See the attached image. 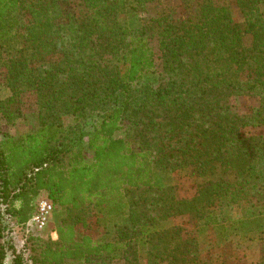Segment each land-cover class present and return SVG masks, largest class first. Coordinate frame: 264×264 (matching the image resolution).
Instances as JSON below:
<instances>
[{
    "label": "trees",
    "instance_id": "obj_1",
    "mask_svg": "<svg viewBox=\"0 0 264 264\" xmlns=\"http://www.w3.org/2000/svg\"><path fill=\"white\" fill-rule=\"evenodd\" d=\"M67 1L0 0V264H138L140 248L148 264H200L186 229L163 225L181 215L225 241L247 235L264 216V139L244 133L264 125V0H232L242 24L224 0H174L195 16L179 23L168 0H81L79 19L63 16ZM28 93L39 126L14 137ZM240 93L259 98L246 118L231 110ZM182 170L202 182L176 200L156 172ZM42 192L63 212L57 241L27 236L16 250ZM245 204L255 209L225 225V209ZM104 206L124 210L112 239L87 233Z\"/></svg>",
    "mask_w": 264,
    "mask_h": 264
},
{
    "label": "rangeland",
    "instance_id": "obj_2",
    "mask_svg": "<svg viewBox=\"0 0 264 264\" xmlns=\"http://www.w3.org/2000/svg\"><path fill=\"white\" fill-rule=\"evenodd\" d=\"M224 2L229 7L234 21L237 24H242L244 20L236 4H234L232 0H224ZM162 5V8H165L167 12L172 13L174 19L178 23L180 20H186L187 18L195 20L193 14L188 15L189 13L174 0L163 2ZM156 7H158V5H156ZM61 9L63 16L68 13H73L74 16L79 19L84 14L81 0H68L61 4ZM155 12H157V10ZM28 18L29 17L26 15L22 16L23 22ZM119 18L122 21L129 22L133 27H139L143 24V21L138 19V17L135 16L134 19H132L127 16L123 10L122 13H120ZM150 35L151 36L147 41L155 53H157L156 35L154 33ZM244 44L250 46L251 38L249 36H245ZM159 71H161V68L159 67V61H157L155 66L156 75H158ZM149 78L153 79L152 75L149 76ZM9 93V89L2 84L0 73V100L6 98ZM230 103L232 113L236 117L246 118L249 117L252 110L258 106L259 98L253 93H240L232 96L230 98ZM21 110V118L17 119L6 130L14 137H17V135L21 133L33 132L39 126L37 106L33 94L28 93L22 97ZM66 123L67 122H65V125ZM244 133L248 136L264 139V125L246 128L244 129ZM124 136L125 133L123 130L116 133V137L118 138H124ZM156 178L160 184L172 187V192L174 193L176 200L193 198L196 195L197 186L202 182V179L198 178L195 174H192L191 170L174 171L170 173L156 172ZM39 197H46L52 202V196L48 192L40 193L36 199ZM52 204L53 211L50 220L41 233L27 235L23 229H15L13 231L11 236L16 250H20L23 247V243L25 239H27V236L36 237L37 239L34 241L36 243L38 242V244L42 243V241H57L55 229L59 224L63 212L53 202ZM254 209L250 208V204L235 206L232 209H225V225L232 219L236 221L241 219L244 213H250ZM118 210V213H116L117 210H114V207L112 206H104L102 209L93 207V209H91V230H87V233L97 239L100 237L103 239H112L115 236V225L120 222L121 217L123 218L124 210ZM197 223L198 221L193 215H181L168 219L163 225L164 227L174 226L186 229V232L184 231L185 238L191 236L197 244V255L200 264H262L264 261L261 252L264 247V216L258 217L254 220L253 224L250 226L251 231L248 232L247 235L243 236L239 231H234V233L228 237L227 241L221 239V229H216L211 225L203 230L200 229L195 231L194 228L197 226ZM29 243L30 242H28V244ZM139 250L138 264H148L143 248H140ZM11 260V256L8 255L6 264H12ZM112 264H124V262L119 260L114 261Z\"/></svg>",
    "mask_w": 264,
    "mask_h": 264
},
{
    "label": "built area",
    "instance_id": "obj_3",
    "mask_svg": "<svg viewBox=\"0 0 264 264\" xmlns=\"http://www.w3.org/2000/svg\"><path fill=\"white\" fill-rule=\"evenodd\" d=\"M53 211L52 202L46 197H39L35 201L34 211L24 224L23 230L27 235L41 233L47 226Z\"/></svg>",
    "mask_w": 264,
    "mask_h": 264
}]
</instances>
